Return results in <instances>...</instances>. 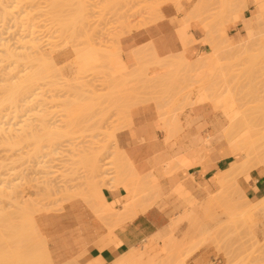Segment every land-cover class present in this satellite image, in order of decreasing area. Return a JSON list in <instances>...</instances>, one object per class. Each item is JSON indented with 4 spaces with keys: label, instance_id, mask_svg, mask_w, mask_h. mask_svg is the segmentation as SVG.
<instances>
[{
    "label": "bare ground",
    "instance_id": "bare-ground-1",
    "mask_svg": "<svg viewBox=\"0 0 264 264\" xmlns=\"http://www.w3.org/2000/svg\"><path fill=\"white\" fill-rule=\"evenodd\" d=\"M139 1H141V0H139ZM179 1H181V0H165L159 6L154 7V9L157 11L158 14H160L159 13L160 7L162 5L168 4L170 2L174 3L176 5V7L179 8V6H180ZM198 1L199 2L196 1L197 5L195 4L193 6V7L197 6L198 8L195 7V9L197 8L198 11L195 12V9L193 8L192 9L193 12H191L192 10L190 12L192 13V15L195 12L194 15L197 16L196 13H198L200 11L199 14H201V11L204 10L202 14L206 15L207 12L210 11L212 0L210 2H209V0L208 1L202 0V2H201V0H198ZM228 1L227 0L226 1L221 0L222 3L220 5V7H218L219 11L217 9H215V7H214L213 9H215V11L217 10L218 12H216V13L214 12L215 13L213 15L214 17L211 16L214 19L213 21H211V24L213 25L214 22L216 24L218 22H220V17L223 13L226 14V19L224 20L223 24H222V22L219 23L222 26L221 25L219 26L217 24L216 25L217 28L214 25V26H212V29L210 28L211 26H209L208 29H210L211 31L205 29V31L207 30L210 32V35H207L208 38L206 36V38H207L206 42L208 41V39H209L208 43H210V44L211 43L215 44L217 41V43L213 46L210 54H204L200 57H197L198 59L195 58L194 61L190 62L184 55L173 56V57L171 56V57H168L165 59H158L155 56H152V57L148 56L149 54L146 53L147 50H146V52L141 51L140 54H138L139 55L138 62H139L140 68L142 66V68L146 72L147 69H149L150 67H159L163 71V74L161 76H154L152 79L142 80L143 88L145 90L146 96H142L141 94L139 95L135 91L129 90L128 89L129 80H123L120 77V78H117V80H109V82L112 83V85H111V87H112L111 91L112 92L109 95L105 94L106 96L104 95L105 98H103L105 101H107V100L109 101V98H110V100H111V98L113 100L114 94L118 95L114 99L115 101L113 100V102H111L112 101L111 100L108 103L109 104L113 103V104H111V106L114 105V107H115L114 110H116V108H117L118 112H120L121 115L123 114L121 120L124 119L125 122L118 120V121L122 122L120 125H123V123H126V121L127 122L130 121V119H129L130 117L128 118V115H129L128 113L132 107L139 106V105H142V104H145L148 102L155 103L156 107L158 109L156 111H158L162 125L165 129L164 131H166L168 133V137L166 139H168L169 137H171L172 134L176 133L177 131H179L181 129V127H182L181 116H182L183 112L185 111L184 110L185 107H188V106H190V107H202V108H205L211 114L213 112L215 113L214 118H213V116L211 117L212 118V127L214 128L215 131H217V132L220 131L223 134L224 138L226 139L225 141L227 142V146L221 152L222 158L231 157L233 159V161L229 166H227L224 170H222L220 172V174L217 178L218 190L215 192V196L213 194L207 193L206 198L201 200V199L197 198L196 196H193L194 195L193 192L191 190L185 188L182 185L175 187L174 189H172L173 191L169 192V196H173V195L177 196V194H179L181 197L180 199H182V201H183V203L179 204V206L180 205L181 206L178 207L179 209H182L181 210L182 212H180L178 214V218H175L174 220L171 221L170 227L176 228V227H178V225L181 222L187 221L188 222L187 225H190L189 228L191 227L192 231L194 233H196V235L198 234L200 237L199 242H198V240L196 241V239L194 238L197 243L196 242L192 243L193 247L191 248V251L189 250L188 253L186 252L187 254L185 256L183 255V257L178 258L179 260H177V264H187L186 258L189 255L193 254L194 251L198 250L200 247H202L203 245H205L207 243H214L215 244V242H217V240L219 238L218 236H221V234H220L221 230L225 227L220 221L217 220L219 215H220L219 211L221 212V214L227 215L228 219H230L228 222L229 227L230 226H235V227L236 226H245V222H246L245 218L253 219L254 223L252 226L253 228H252L251 233L254 236L257 234L256 229L259 226L263 225L262 223L264 222V198L257 201V202L248 201L245 197V192H244L243 188L240 186L239 180H238L241 176L247 175L250 172H252L253 170H256L259 168H264V131L262 130L264 128H262V129H260V131H258L256 129V127L253 125L250 118L246 115V110H243V106H242L243 104L239 103L241 99H238V97H236L233 89H231V87H229L230 79L226 80L227 74H225L222 71V68H224V67L230 68V66H228L229 64L227 63V61H228V59L229 60L232 59L231 58L232 56L234 58L236 55H237L236 57H238V56L240 57L242 55L241 58L243 57V58L247 59L248 54H246V53H249L251 51V48H252V47L249 48V46H253V45L255 47L258 46L260 48L259 51L261 50L260 53L264 54V29H263L264 28V0H254V3L256 5V10L258 11L257 15H256V17L251 16L247 19H243V13L248 7L246 0H232V4L230 1H229L230 3H228ZM200 2L202 3L201 5H200ZM198 3H199V5H198ZM205 3L206 4L208 3V5H210V6H207L209 10L207 9ZM217 3H220V1L219 2L217 1ZM118 4H119V0H118ZM174 4H172V5H174ZM217 5L219 6V4H217ZM228 6L230 7L229 10H228V8H229ZM204 7H206V10L204 9ZM5 8H6V6H5ZM76 9H78V8H76ZM1 10H3V9H1ZM4 11H6V9ZM139 11H140V8H139ZM179 11H180V9H179ZM79 12H80V10H79ZM204 12H206V13H204ZM228 12H229V17H228ZM211 13H212V11H211ZM161 14H163V13H161ZM202 14H201V16L198 15L197 17H199V18H195V19H197L198 22H200L201 24H204L205 22L207 23L208 19H206V18L209 16V14L207 16H203V17H205V19L207 21H205L204 18H203L204 21L202 20V18L200 19V17H202ZM73 16H75V15H73ZM77 17H79V16H77ZM185 17H186L185 20L188 19L187 16H185ZM189 17H191V19H190L191 22L195 21L194 17L193 18H192V16H189ZM211 17L209 16V18H211ZM79 19H80V17H79ZM127 19H128V16H127ZM182 20L184 21V18ZM202 21L204 23H202ZM67 22H68V20H67ZM186 22H187V20L185 22H183L184 26L182 25V27H184L183 29L186 30V31L184 30L185 31V33H183L184 36L181 33V32H183V30L178 32L181 34V37L183 39H188L185 37L186 32L189 30V29L187 30V28H185ZM226 22H228V28L230 26L236 27L239 23H241L242 27H243L242 29L244 30L245 34L244 35L240 34L239 40L238 39L236 40L235 38L227 39V37H226V35H224V31H223L224 30L223 28H224V25ZM59 23L61 24V22H59ZM206 23H205V25H203L204 28L206 26L208 27V25H209V24L206 25ZM188 26L189 25L187 24V27ZM213 27H214V30H213ZM218 27H221L220 30L222 29L221 30L222 33L212 32V31H216L217 29H219ZM179 28L181 29V26ZM215 28H216V30H215ZM180 29H178V30H180ZM220 30H219V32H221ZM131 31H132L131 28L128 29L127 34ZM209 32H207V34H209ZM217 33L219 34V36ZM180 34H179V36H180ZM222 34L224 36H222ZM186 36H189V34H186ZM211 36L212 37L216 36L218 38L216 39V37H215V42H213V38H210ZM182 38H181V41L183 40ZM119 39L116 42L115 48H113L110 52H108L105 60L108 62V64H110L112 66L113 65H120L121 67H126V65L122 59V53H121V50L119 47ZM234 43L235 44L238 43V45H232ZM247 45H248V48L245 47ZM6 46H8V45H6ZM6 46L3 49L4 50L3 54L5 56V59L7 57V59L11 60V62L14 59L13 62L15 61L17 64L19 63L20 59H21L22 63L31 62L32 65H33V63L35 64V62H36V66L35 65L32 66V69L30 67L31 64L28 66L32 71H30V73L28 72V74L19 78V80H21L20 83L18 82L16 84L15 83L13 84V82H11L10 85L6 84L7 86H3V88H2L4 90L3 91L4 103L8 102L9 104L6 103L8 105L13 104L12 105L13 108L16 109L19 106L18 104H17V106L15 105L16 103H19L18 98L21 97V100H20L21 102H25L26 99L30 100V97H34V95L35 96L38 95L37 91L40 89L41 81L52 79L53 77H56L57 74H58L57 76H59L60 73H59V67L56 63V58L55 59L54 58H47L45 54H42V55L38 54V56L36 55V57H35L34 54L30 55L31 53L27 54L26 56H22L23 57L22 58L20 55L24 54L25 53L24 51H23V53L21 51H19V54H18V51H15V53H13V51H11L13 49H11L9 46H8L9 48ZM234 48L235 49L238 48L236 52L232 51ZM255 49H257V47ZM14 50H16V49H14ZM84 50L85 51H82V52L77 54L76 59H75V65L73 68L75 70H80V72L82 71L83 67H85L87 65V63H93V62L100 60V58L98 56L93 54L92 47L89 46L88 49H84ZM248 50H250V51L248 52ZM231 51H232V54H235V55H232V54L230 55ZM252 51H253V49H252ZM35 52H36V50H35ZM225 53H227L228 56H226ZM62 54H64V53H62ZM223 54H225L224 56L227 59L226 62H224L226 60L225 58L223 59L224 61H222V57H224ZM30 56H33L34 58H32ZM48 57H49V55H48ZM250 58H248V60ZM22 59H23V61H22ZM145 59H147V64H146L147 67H144L142 64ZM255 59H256V56H255ZM9 60H8V62H10ZM24 60H25V62H24ZM252 60H254V59L253 58L251 59V63L256 62V61L252 62ZM219 62H221V64H219ZM223 63L224 64L227 63V64L224 65ZM237 63H236V65H238ZM251 63H249V65H251ZM25 65H27V64L25 63ZM239 65H238V68L240 67ZM254 66L252 64L251 67H254ZM244 67L247 68V65ZM235 69H236V67H235ZM251 69L252 68H248L246 70H248V73H250ZM228 70L226 71V73L229 72ZM249 70H250V72H249ZM232 71L234 72V70H232ZM241 71L242 70H240V72ZM142 72H144V71H142ZM142 72H139V73L141 74ZM233 72H232V74H233ZM235 72H236V70H235ZM238 73H237V75L240 74V73L239 74ZM232 74H230V76ZM145 76H146V74H145ZM228 77H229V74H228ZM233 79H235V78H233ZM11 80H13V79L11 78ZM117 93H120V94H117ZM77 97H80V96H77ZM107 97H108V99H107ZM174 98H180L182 100V102H180V104H178V103L170 104L169 100L174 99ZM95 99L99 100V98L96 96H91V97H88L86 99L76 98L73 100L72 99L65 100L67 102H64L63 108H65V110L67 111V112L65 111V113H66V117H68V118H67L65 125L63 127V130H64L63 134L65 132L73 131V130H75V128L78 127V125L83 124V129L92 131V133H93L92 139L93 140L96 137H98V136H96L97 134L94 136L95 131L100 129L101 124L105 122L104 120L108 119V117H106V114L111 112V110H113V109L110 110L108 108L110 110L109 112H106V110L97 111L98 109L96 106L98 105V107H99V101H96ZM1 101H3V100L1 99ZM4 103L1 106L5 105ZM207 104L208 105L210 104V106H211L210 111L207 109ZM115 105H117V106H115ZM108 107H109V105H108ZM0 108H2V107H0ZM114 110H113V112H114ZM116 112L114 114L115 116H116ZM120 113H118V114H120ZM109 114H111V113H109ZM218 116H221L222 120H220L218 118ZM1 118H3V117H1ZM120 118H121V116H120ZM130 123H131V121L128 122V124H130ZM3 125L5 126V124H3L2 121H0V131L1 132L5 131V133H6V134L4 133L5 135L3 134V136L0 135V146L6 147V145H7L8 147H10L9 149H12L14 147L17 148L16 146L20 145L19 143L21 142V140L23 142H25L24 140L27 137V135H28L27 140H29V135L31 133L27 134L26 132H28V131H26L25 132L26 134L24 135V131L21 130L23 128L16 129L17 132L15 131L16 133L14 134L13 131L10 133V130H12L10 127L5 129ZM127 125H125V127ZM130 125H132V124H130ZM95 126H97V127H95ZM57 127H52V128L50 127L51 130L48 129L47 132H50V131L54 130L55 128L57 129V131H59L60 128L58 130ZM127 127H126V129H127ZM2 128H3V130H1ZM122 128L125 129L124 125L121 127H117V129H115V130H111V131L109 130L108 132L106 131V133L105 132L102 133L105 135L106 140L113 142V147H114L116 153H118L120 155V157H117L115 160L112 159L111 161H106V162L104 160L105 165L107 163L108 166L110 164H112L113 166L114 165L116 166L117 178H113L114 176L113 177H107L108 175L112 176L111 170H110V172L108 171L109 170L108 166H106L105 169H103L104 167H103L102 157L106 154L107 148L103 145L97 146L96 145L97 143L94 141V143L92 142L93 144L90 143L91 145H93L92 147L88 146L84 150L83 149L79 150V148H78V151H76L74 149L76 151V153L73 152L74 151L73 149H71L72 153H75L74 155H72V159H73L72 161L74 162V163L72 162V164L82 165L84 167V169H86V174H87L86 180L87 181H84L85 185L79 186V188L75 189L74 191H72V189H70L69 191H72L71 193H69L67 191L69 188L67 189V188H64V186H63V190L66 189V191L62 192V194L63 193H64V195L66 194L65 195L66 198H64L65 202L74 201V200L83 201V203L86 206H88V209L91 210L93 215L96 216V218L98 220L103 221L102 224H107L106 225L107 227L104 225L103 226L105 228H107V230L109 228L108 233H110V236H113V232L115 231V229L122 226L126 221L132 220L139 213L145 212L147 209H149L153 205H155L160 199H162L163 197H166V192L160 186L161 184L159 183L157 174L154 171L150 172L148 174H144V175L139 174L135 170L134 166L126 158V156L123 154V152H121L118 149V147L116 145V133L118 130H122ZM20 130L22 132H19ZM45 130H46V128H45ZM7 131L9 133H7ZM57 131L54 130V131H52V133H57ZM60 132H62V131H60ZM52 133H50V135ZM45 134L43 136H45ZM102 134H99V135H102ZM23 135L25 138L23 137ZM50 135L48 137L54 138L53 137L54 134H52L51 136ZM56 135H59V134H56ZM60 135H59V137H60ZM104 135H103V137H104ZM32 136H33V132L30 135V138ZM48 137H45V139L47 140ZM32 138H35V136ZM51 138H50V140H51ZM41 139H42V137H41ZM51 142H53V141H50V143ZM52 144L53 143H51V145ZM204 144H206V143H204ZM71 151H70V153H71ZM56 154H58V152ZM202 160L203 159L200 156L199 164H202ZM101 162H102V166L100 164ZM190 166H191V163L186 158V156L184 154H182L181 156H179L178 158L173 160L170 167H168V169L166 168L165 170H163V173L168 175V174L172 173L175 169H178V168L189 169L188 167H190ZM59 173H61V172H59ZM61 174L63 175V173H61ZM61 174H59V175L61 176ZM53 177H52V179H53ZM64 177L67 178L66 175L65 176L63 175L62 179ZM102 178H103V180L108 179V180H110V182L107 183L105 186V183L102 181ZM104 178H106V179H104ZM255 179H257V178H255ZM47 181H44V183H46ZM58 181H57V184L59 183ZM101 181H102V183H101ZM42 183H43V180H42L41 184ZM44 185L45 184H43L42 194L38 195V196H40L39 199H34L32 201L24 200L22 202L15 201L16 205H17L16 210L10 212V214L7 213L5 209L4 210L1 209L0 212H2V210H3V212L0 213V242H2V243L4 242V244H5V242H8V243H10V242H13V243L25 242V244H26L27 241L31 240V238H33L35 240L33 242L37 241L35 243V245L33 246L34 249L31 247L32 245L29 246V244L32 243V241H31L30 243L28 242L29 244L27 243L28 244L27 248L25 245L24 246L23 245H16V247L13 246L14 248L13 247L12 248L14 249V251H12L11 249H10L11 253H9L10 250H8L9 252L6 251L8 254L3 252L5 247L10 248V245L7 246L6 244H8V243H6L5 247H2L3 249H0V250H3V251H0L1 254H2V252H3V254H7V255H5L6 257L3 254H2L3 256H1L4 258L2 260V261H4V263L6 262L5 260L8 261V259H9V261H18V258H19L22 261H25V264H29V261H32L31 263H33V264H51L49 261V258L47 257L48 253L46 254V248H45V244H44L45 240L39 234V232L36 228V225H35V221H34V216L36 214L41 213L43 211H45V212L49 211L47 206L44 205V201L46 199H48V197H50V196L53 197L52 194L51 195L49 194V191H50L49 189L51 187L48 186L49 188L48 187L45 188L46 186H44ZM55 186H56V184H55ZM118 187H122L126 191V196L124 198V204H123L122 210H113L104 201V198H103V191L104 190L103 189L104 188L116 189ZM70 188H72V187H70ZM5 190L6 189L2 188L1 182H0V201L12 200V198L5 192ZM53 191H54V188H53ZM60 192H61V189H60ZM61 198L62 197H60V199ZM177 198L179 199V197H177ZM50 200H51V198H50ZM182 206H183V208H182ZM218 209H220V210H218ZM11 215H16V216L18 215L17 226H14L13 223L10 222L9 219H10ZM5 228H8L11 230L10 231L11 233L9 236L4 235L2 230ZM222 233H224V232H222ZM226 234H227V232H226ZM198 235L196 236L197 238H198ZM222 237H223V235H222ZM112 238L116 240V238H114V237H112ZM223 238H222V240H223ZM14 239H16L17 241H15ZM152 240H156L157 243L161 244L160 247H158L160 244L157 245L159 250L157 249V251H155V252H152V251H154L153 248H152V251L148 249V246ZM178 240L180 242V239H178ZM178 240L172 236H169L167 239V238H164L163 236H161L160 234H156L154 237L148 239L142 245V247L134 248V249L130 250L127 254H125L121 258L115 260L113 262V264H164V262H166V261L169 263V261L171 259L173 260V258H174L176 260L177 257H179L177 255L178 253L176 254V252H179L180 248L183 247L182 241L180 242V243H182V245H181L178 243ZM223 242H225V241H223ZM37 243H38V245H37ZM220 243H222V241ZM220 243L218 242V244H220ZM1 246H3V245H1ZM107 246L108 245H105V244L101 245L100 249H103ZM22 248H23V250H21ZM29 249H31V250H29ZM230 249H231V247H230ZM164 251H166L165 256L162 255V252H164ZM30 252H31V254L28 255ZM225 253H226V255L228 253L227 258H228V261H230L233 258V251H232V253H231V250L228 252L225 251ZM1 257H0V260H1ZM168 259H170V260H168ZM164 260H166V261H164ZM175 262L173 260V262H170V263L174 264ZM67 263L68 264H77L76 262H71V263L67 262ZM99 263L100 262L98 261V259H96V260H93L92 262H90L88 264H99ZM228 264H231V263L229 262ZM258 264H264V260L260 261V263H258Z\"/></svg>",
    "mask_w": 264,
    "mask_h": 264
},
{
    "label": "rangeland",
    "instance_id": "rangeland-1",
    "mask_svg": "<svg viewBox=\"0 0 264 264\" xmlns=\"http://www.w3.org/2000/svg\"><path fill=\"white\" fill-rule=\"evenodd\" d=\"M163 1L165 0H119L118 4V0H0V101L1 99L3 100L1 101L2 103L0 102V107H2L0 108V121L5 124V126L3 125L5 129L8 127L12 129H9L10 133L13 131L15 134L17 132L16 129L23 128L21 130L24 131V135L26 133L32 134L33 132L32 137L35 136V138H30V134L29 141L27 140L28 135L26 138L23 135L25 142L21 140L22 143H19L21 146H16L17 148L11 147L13 150L9 149L10 147L7 145L6 147L0 146V182L2 188L6 189L5 192L12 198V200L0 201V211L1 209H5L6 212L10 214V212L16 210L17 205L15 201L22 202L24 200L32 201L34 199H39L40 196L38 195L42 194L43 184H45V188L48 186L51 187L49 189L51 191H49V194L53 195V197L50 196L46 199L47 201H44V205L47 206L49 210L54 209L55 206H60L65 203L64 198H66V194L64 195L62 192H65L66 189L63 190V186L64 188H69L67 191L71 193L75 189L79 188V186L85 185L84 181H87L86 169H84L82 165L72 164V155L78 151V148L79 150H84L88 146L92 147L93 145L90 143H94V141L97 143V146H105L107 150L106 154L102 157L103 169L108 166L107 163L106 165L104 164V160L106 162L120 157L113 147V142L106 140L105 135L102 134L103 132L106 133V131L108 132L109 130L111 131L117 129V127H121V121H124V119L121 120L123 114L121 115L117 108L114 110V105L111 106L113 103H108L112 100V98L111 100L109 98V101L107 100L109 96L106 99L107 101L103 99L105 98V94L109 95L112 92V83H110L109 80H117V78L121 77L123 80H129V90L135 91L142 96H146V93L143 88V82L140 80L139 73L128 74L127 67H121L120 65L112 66L108 64L105 58L107 57L108 52L115 48L117 40L124 32L127 33V30L130 28L136 29L155 20L157 11L154 7L159 6ZM181 1L184 6L192 7L197 0H190L188 2L187 0ZM212 1L211 10L208 13L210 17L217 12L215 9L218 7L217 0ZM229 1L232 4V0ZM229 1L228 3H230ZM246 2L248 7L243 13V19H247L251 16L256 17L258 11L256 10L254 0H246ZM214 7L215 9H213ZM4 8L6 11H4ZM178 13L183 12L178 11ZM125 14L128 16V19ZM77 16H79L80 19ZM225 17L226 14L223 13V16L220 18V22H224ZM58 21L61 22V24ZM242 28L241 23H239L236 27L230 26L227 28V33L229 35L228 39L236 34H239V37L235 38L236 40H239L240 34H245ZM202 29L207 36V30L205 31V28L203 27ZM203 43L208 44L206 41H203ZM4 45H8L11 49H13H10L13 53L18 51L19 54V51L22 53L24 51L26 54L21 53V57L31 53L30 55L34 54L35 57L36 55L38 56V54H45L47 58H56V63L59 67V76H57V74L56 77H53L52 79L41 81L40 89L37 91L38 95L30 97V100L26 99L25 102L20 101L21 97L18 98L19 103H16L15 105L17 106L18 104L19 106L16 109L13 108V104L8 105V102L4 103V90L2 88L3 86H7L6 84L10 85L11 82H13V84L18 82L20 83L21 80H19V78L28 74V72L30 73V71H32V66H36V62L32 65L31 62L27 63L24 60L27 64L25 65V63L21 62V59L18 64L15 61L13 62L14 59L11 62V60L6 57V60L3 54V49L5 48ZM232 45H238V43H234ZM89 46L92 47L93 54L98 56L100 60L93 63H87L81 72L80 70L73 69L77 54L85 51L84 49H88ZM253 46H249V48L252 47L251 51L248 50V52H250L246 53L248 54V58L252 56L249 59L250 61L248 58H241L242 55L240 57H236V55L234 58L232 56V59H228V62L224 56L225 54L226 56L228 55L225 53L223 54L224 57H222V61H224L223 59L225 58L226 60L224 62L227 61L230 68H221L222 71L227 74L226 80L230 79L229 87L233 89L236 97L241 99L239 103L243 104V110H246V115L250 118L256 129L260 131V129L264 128V54L262 53V55L260 53L261 50L259 51L260 48L258 46H256L257 49ZM245 47L248 48V45ZM235 48L232 50L233 52H236L238 49ZM209 51H211V47ZM232 51L230 52V55L232 54ZM30 57L34 58L33 56ZM252 58L254 59L252 62L256 61V64L251 63ZM8 60L10 62H8ZM248 62L251 63V65H249ZM12 63L15 64L13 65ZM236 63L238 65L240 64L239 68ZM142 64L144 67H147V59H145ZM219 64H221V62H219ZM252 64L255 66L251 67ZM29 65L31 69L28 67ZM246 65L247 68L244 67ZM248 68H252V73L250 70V73H248V70H246ZM227 70L229 71L228 73H226ZM232 70H234V72ZM240 70L242 71L240 72ZM237 73L239 75H237ZM230 74H232V77ZM11 78L13 80H11ZM91 96L99 98V100L95 99L96 101H99V107L98 105L96 106L98 109L97 111L106 110V112H109L111 109L114 110V112L113 110L109 112L111 114H106L108 119L104 120L105 122L101 124L100 129L95 131L94 136L97 134L96 136L98 137L93 140L92 131L83 129V124H80L81 126L78 125V127L73 130L74 132L70 131L63 134V127L68 118L66 117L65 108H63L64 102H67L65 100H73L76 98L86 99ZM113 96L114 100L118 95L114 94ZM113 100L111 102H113ZM180 102H182L180 98L169 100L170 104H180ZM3 103L5 105L1 106ZM187 108L191 107H185L184 110L186 111ZM207 109L209 111L211 110L210 104H207ZM115 112L116 116L114 115ZM209 115L214 118L215 113H209ZM218 118L222 120L221 116H218ZM50 127H57L58 130L59 128L60 130L57 131L55 128L54 130H56L57 133H52L54 130L50 131ZM48 129H50V132H47ZM1 130H3V128ZM21 130L19 132H22ZM262 130L264 131V129ZM2 132L0 133L1 136H3L5 131ZM7 133L9 132L7 131ZM50 133L54 134V138L48 137ZM44 134L45 136H43ZM56 134L63 135H60L59 137V135ZM45 137H48V139L46 140ZM50 141H53L51 142L53 143L52 145ZM71 149H75L76 151H73L75 153H72ZM57 152L58 154H56ZM100 164L102 166V162ZM108 167V171L110 172L111 170L112 176L108 175L107 177L114 176L113 178H117L116 166L110 164ZM59 172L63 173L64 176L66 175L67 178L64 177L62 179L63 175ZM59 174H61L62 177ZM52 177L55 179L53 180ZM42 180L43 183L41 184ZM56 180H59L58 184ZM44 181L47 182L44 183ZM102 181L105 183V186L110 182V180H103V178ZM182 186L191 190L194 194L193 196H198L201 190L199 184L196 189L193 185H190V187H187L186 185ZM70 189H72V191H69ZM213 195L215 196V193ZM60 197L62 198L60 199ZM177 197H179V199ZM180 198L179 194H177V196L173 195L165 197V202L168 203V208L170 210L168 214V223L171 220L178 218V214L180 213H178V207L181 206H179L180 203H183ZM9 220L14 226H17L18 215H11ZM224 220L225 218H223L225 227L221 230V236H218L219 238L217 242H215V244L207 243L198 250L194 251L193 254L186 258L187 264H198L199 259H204V262L207 264H228L229 262L231 264H258L260 261L264 260V235L260 232L255 236L252 235L251 231L254 220L245 218V226L236 227H229L228 222ZM184 222L185 221L181 222L176 228L170 227V230L164 235V238L168 239L169 236H172L177 240L180 239V242L182 241L183 243L182 245V243L178 240V243L183 247L180 248L179 252H176L179 257H177L176 260L173 258L174 262L176 261L174 264H177V260H179L178 258L183 257V255L185 256L189 250L191 251V248L193 247L192 243H195L197 240L198 242L200 241L199 235L197 234V238L196 233L192 231L191 227L189 228L190 225H187L188 222ZM2 231L4 235L7 236L11 233V230L8 228L3 229ZM221 241L222 243H220ZM218 242L220 244H218ZM6 243L8 242H5V244ZM5 244L3 246H1V244L0 247H5ZM8 244L6 245L8 246ZM159 244L160 243L150 245L149 250L152 251V248L154 250L152 252L157 251V249L159 250L158 247L161 246V244ZM157 245L159 246L157 247ZM228 248L231 250V253L233 251V258L230 261H228L227 258L228 253L227 255L225 253V251H230ZM223 249L226 250L224 251ZM30 254L31 252L28 255ZM162 255L165 256L166 251L162 252ZM18 260L22 262L21 259L18 258ZM173 260L171 259L169 263L164 260L166 261L164 264H171L170 262H173ZM23 263L25 264V261H23Z\"/></svg>",
    "mask_w": 264,
    "mask_h": 264
},
{
    "label": "crops",
    "instance_id": "crops-1",
    "mask_svg": "<svg viewBox=\"0 0 264 264\" xmlns=\"http://www.w3.org/2000/svg\"><path fill=\"white\" fill-rule=\"evenodd\" d=\"M217 1H220L218 3V7H220L222 2L221 0ZM197 2L199 1L197 0ZM197 2L195 3L196 5ZM201 2L200 5L202 4ZM170 3L160 7V14L156 12V21L153 20L144 26L138 27V29H132L128 34L124 32L120 36L119 47L123 62L128 69V74H138L144 71L141 73L142 75L139 73L140 80L152 79L154 76H161L163 74L162 69L159 67H150L146 71L147 73L142 66L140 68L138 54L141 51L146 52L147 50L148 56H155L158 59L184 55L190 62L194 61L195 58L198 59L197 57L211 53L208 45L210 43H203L208 36L206 38V33L202 29L206 23L203 22V18L205 19L203 16H207L209 12L203 15L204 10L201 9L202 17L200 19L202 18V23H204L201 24L195 19L199 18L197 17L198 15L201 16L199 14L200 11L196 13L197 16L194 15L198 11L197 6H195L197 7L196 9L193 7L195 4L192 7H188L184 6L182 1H179L180 6L177 8L174 3H172L174 5ZM208 3H205L206 7L210 6ZM206 7H204L205 10ZM218 7L217 10L219 11ZM193 8L195 9L194 16L191 13L193 12ZM179 9L183 13H178ZM188 15L192 16V18L194 17L195 21L191 22V17ZM185 16L188 17L185 28L189 29L186 32L189 36L185 34V37L190 38L189 40L183 39L181 34L178 33L183 30L181 32L183 35L186 31L182 27V25L184 26L183 22L186 21ZM213 17H211L212 19L209 16L206 18L210 19V22L206 23V25L209 24L208 27H205L209 31H211L208 29L209 26L212 29L214 25L215 27L217 24L221 25L219 24L221 22L217 24L212 22V25L211 21L214 20ZM183 18L184 21L182 20ZM206 19L205 21H207ZM226 23L223 31L228 39V22ZM187 24L189 25L188 27ZM180 26L181 29L179 28ZM218 28L212 32L222 33L221 27ZM207 35H210V32ZM224 35L222 34V36ZM215 37H210L213 38V42H215ZM236 37H239V34L231 38ZM181 38L183 39L182 41ZM215 44H210L211 50ZM156 110H158L156 104L152 102L132 107L129 110L128 118L130 117V124L132 125L128 124L130 121H126L128 125L123 123L125 129L122 128V130L116 133V145L118 149L123 152L139 174L144 175L154 171L158 176L160 186L166 192V197L169 196V192L173 191L172 189L179 185H186L187 187L193 185L196 189L199 184L201 190L196 197L201 200L206 198L207 193L214 194L218 190L217 178L220 172L229 166L233 159L231 157L222 158L221 152L227 146V142L223 134L220 131H215L212 127V118L209 112L202 107L187 108L181 116V129L166 139L168 133L164 131L160 115ZM125 125L129 128L126 126V129ZM182 154L191 163V168H178L168 175L164 174L163 170L168 169L173 160ZM200 156L203 159L202 164H199ZM238 180L248 201L257 202L264 198V168L253 170L249 174L241 176ZM103 190L105 203L113 210H122L126 191L122 187L116 189L104 188ZM181 210L179 209L178 213L182 212ZM169 212L168 203L165 202V197H163L151 208L143 213H139L132 220L126 221L122 226L115 229L113 236H110V233H108L109 228L107 230L104 227L107 224H102L103 221L98 220L81 200L65 202L60 206H55L52 210L38 213L34 216V221L39 234L45 240L46 254L48 253L47 257L51 264H68L67 262L88 264L96 259L100 262L99 264H113L115 260L124 256L130 250L142 247L141 244L156 234L164 237L170 230L172 221L168 223ZM219 214L218 221L223 223V218H225L224 221L229 222L230 219H228L227 215L221 214L220 211ZM262 224L256 229L257 234L260 232L264 235V222ZM112 237L116 238V240ZM14 240L17 241L16 239ZM31 241L32 243L29 244ZM33 241H35L33 238L27 241V243L29 242V246L32 245V248L37 242ZM27 243L10 242V248L5 247L8 249L4 248V251H0L4 253H7L6 251L10 249L14 251L13 246L16 247V245H25L27 248ZM0 244L4 245V243ZM104 244L108 246L100 249V246ZM153 244H157L156 240H152L149 246ZM0 249L3 248L0 247ZM11 250L8 252L11 253ZM2 254L0 256H5L8 253ZM3 259L1 257L0 264H24L23 261H9V259L8 261L5 260L6 262L4 263ZM204 261V259H199L198 264H207ZM31 262L29 264H33Z\"/></svg>",
    "mask_w": 264,
    "mask_h": 264
}]
</instances>
